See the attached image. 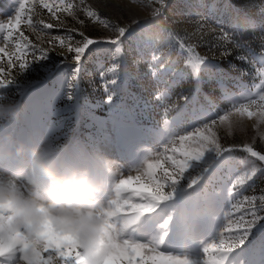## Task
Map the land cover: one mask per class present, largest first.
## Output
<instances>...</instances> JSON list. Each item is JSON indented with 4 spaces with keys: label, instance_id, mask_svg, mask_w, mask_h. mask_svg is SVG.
Masks as SVG:
<instances>
[{
    "label": "rangeland",
    "instance_id": "1",
    "mask_svg": "<svg viewBox=\"0 0 264 264\" xmlns=\"http://www.w3.org/2000/svg\"><path fill=\"white\" fill-rule=\"evenodd\" d=\"M67 2L75 4L78 0ZM196 2L166 0L162 14L155 18L159 21L162 40L170 41L163 49L158 45L155 50L138 53L122 45L121 51L117 52L116 46L105 45L101 50L93 45L84 54L77 71L74 53L59 55L51 51L46 59L34 61L33 49L29 47L25 56L29 63L27 70L17 72L13 67L9 76L13 82L0 88V168L17 164L16 158L21 159L17 153L20 145L51 146L70 161L88 166L94 176L104 179L107 187L102 198H106L114 176L127 178L142 174L147 163L154 162L157 154L164 152L172 133L183 135L195 127H202L203 123H210V120L198 119L193 124L194 117L218 113L217 106L225 110L232 103H247L249 97L258 99L262 89L256 69L260 67L258 58L264 36L260 31L264 27V0H204L209 7L199 10L191 7ZM17 3L18 0H0V23L14 14ZM86 3L102 18L119 26L130 24L132 19H152L153 9L159 7L150 0H138L137 3L132 0H86ZM213 4L214 10L211 9ZM225 5H229L226 11ZM37 11L39 17L34 16V21L57 23L47 9L37 8ZM58 16L64 21L63 27L44 29L43 25H36L33 31L22 23L21 29L32 44L45 49L50 47L48 40L52 36L65 38L73 46L82 39L81 31L94 39L115 36L82 12H77L76 19L67 14L58 13ZM244 17L251 18L256 28L236 35L237 43L243 47H231L228 56H221L222 49L219 48L209 50L217 41L213 29L228 30ZM80 20L84 23L80 24ZM5 34L0 31V47L7 44L10 51H15L16 38L5 41ZM181 41L185 46L192 44L197 53L207 55L224 70V86L234 100L225 99V92L217 80L209 81L203 73L197 88L191 68L186 65V51L179 59V65L186 68L188 75L178 77L179 67L161 75L160 59L166 64L177 61ZM250 50L257 54L256 57ZM35 55L38 57L40 52L36 51ZM154 55L160 59H153ZM239 56L249 59L239 60ZM7 59L9 57H5V64ZM242 70L245 75H241ZM8 73L5 68L0 77ZM109 96L112 97L110 101ZM185 105L186 110L180 112ZM244 120L245 130L231 136L222 127L215 129L221 143L238 146L237 163L242 170L253 163L260 166L256 158L242 151L243 144H253L256 150L264 152V140L254 127L256 118L245 117ZM167 154L171 155V151ZM262 189L264 178L258 174L240 189L242 196L237 200L256 196L259 204V197L264 195ZM174 250L183 252L185 249L174 246Z\"/></svg>",
    "mask_w": 264,
    "mask_h": 264
},
{
    "label": "snow or ice",
    "instance_id": "2",
    "mask_svg": "<svg viewBox=\"0 0 264 264\" xmlns=\"http://www.w3.org/2000/svg\"><path fill=\"white\" fill-rule=\"evenodd\" d=\"M132 2L137 3L138 0ZM150 2L159 5L153 9L152 19H132L130 24L119 26L102 18L86 0H78L75 4L66 3V0H32L31 3L30 0H18L14 14L6 22L0 23V31L6 33L4 40L15 37L17 41L15 51H10L7 44L0 47V74L4 73L5 68L9 70L8 75L0 77V88L13 82L9 78L13 67H16L17 72L27 70L29 63L25 56L28 55L29 47L33 49L34 61L46 59L51 51H56L59 55L74 53L77 71L84 54L93 45L99 46L101 50L105 45L116 46L117 52L121 51L122 45L138 53L155 50L158 45L163 49L170 41L162 40L161 32L153 33L143 29L148 22L159 23L155 18L162 14L166 0ZM191 7L199 10L209 6L204 4V0H197ZM228 7L229 5L224 6L225 11ZM37 8L47 9L57 23H45L41 19L34 21V16L39 17ZM211 9H215V4L211 5ZM77 12H82L89 20L98 22L115 33L114 38L94 39L81 31L79 35L82 39L74 46L66 42L65 38L52 36L48 40L50 47L45 49L32 44L21 29L22 23L33 31L36 30V25H43L44 29L63 27L64 21L58 13L76 19ZM79 23L83 24L84 21L80 20ZM250 23L253 29L256 28V23L245 19L232 24L228 30L213 29L217 41L210 45L209 50L219 48L222 49L221 56H228L231 54V47H243L235 37ZM260 31L264 33V27ZM260 48V67L256 69V73L261 78L262 90L258 99L249 97L247 103H232L225 110H220L217 106L218 113L194 117L193 124L198 119L210 120V123H203L202 127H195L183 135L172 133V139L164 146V152L158 153L154 162H148L142 174L128 175L127 178L114 176L122 215L126 217L125 228L130 237L123 249L127 257L126 264H264V195L259 197V204L256 196L237 200V197L242 196L240 189L245 184L253 181L258 174L264 178V152L256 150L253 144H243L242 151L256 158L260 166L253 163L245 165L246 170H242L237 163L238 146L221 143L215 131L221 127L224 129L232 115L250 120L255 117L254 127L264 140V130H261L264 125V36L261 38ZM179 49L178 60L171 64L153 56V59H160L162 76L177 67L178 77L188 75L186 68L179 65V59L185 56L186 51V65L190 66L198 89L203 79L200 74L203 73L209 81L217 80L221 90L225 92V99H235L225 89L226 75L218 64H214L207 55L197 53L192 44L185 46L181 41ZM36 51L40 52L38 57L35 55ZM250 52L256 57L254 51ZM5 57H9L6 64ZM237 59L248 61L249 57L239 56ZM245 74L242 70L241 75ZM111 98L108 97L109 101ZM186 108L187 105L180 112H184ZM169 151L171 155L167 154ZM174 246L185 250L175 251ZM77 256L78 253H72L70 257H61L57 253L30 256L26 254V249L22 250L15 243L0 244V264H77L72 259Z\"/></svg>",
    "mask_w": 264,
    "mask_h": 264
},
{
    "label": "clouds",
    "instance_id": "3",
    "mask_svg": "<svg viewBox=\"0 0 264 264\" xmlns=\"http://www.w3.org/2000/svg\"><path fill=\"white\" fill-rule=\"evenodd\" d=\"M251 29L250 23L241 31ZM143 30L160 32L156 22ZM229 123V136L246 128L239 115ZM17 153L15 166L0 168V244L15 243L30 256L78 253L77 264H126L130 237L115 180L102 198L107 182L57 149L20 145Z\"/></svg>",
    "mask_w": 264,
    "mask_h": 264
},
{
    "label": "bare ground",
    "instance_id": "4",
    "mask_svg": "<svg viewBox=\"0 0 264 264\" xmlns=\"http://www.w3.org/2000/svg\"><path fill=\"white\" fill-rule=\"evenodd\" d=\"M16 155V154H15ZM17 159V162L16 163H18L20 160H19V157L18 158H16Z\"/></svg>",
    "mask_w": 264,
    "mask_h": 264
}]
</instances>
